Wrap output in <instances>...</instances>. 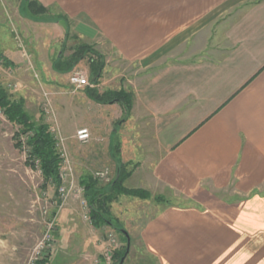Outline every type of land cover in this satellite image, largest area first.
<instances>
[{
    "label": "crops",
    "instance_id": "obj_1",
    "mask_svg": "<svg viewBox=\"0 0 264 264\" xmlns=\"http://www.w3.org/2000/svg\"><path fill=\"white\" fill-rule=\"evenodd\" d=\"M36 1L60 7L80 36L103 43L105 64L89 87L132 93L128 114L117 102L96 101L119 107L123 117L111 131L120 149L114 155L107 144L104 155L85 153L84 169L70 151L78 184L111 153L115 166L137 162L126 188L190 201L156 204L142 226L139 235L158 264H264V0ZM112 55L131 68L116 88L99 89L109 83ZM95 126L82 125L94 139ZM67 205L58 221L75 215L73 201ZM87 227L96 241L88 248L86 235L73 231L75 264L101 257L103 227Z\"/></svg>",
    "mask_w": 264,
    "mask_h": 264
},
{
    "label": "rangeland",
    "instance_id": "obj_2",
    "mask_svg": "<svg viewBox=\"0 0 264 264\" xmlns=\"http://www.w3.org/2000/svg\"><path fill=\"white\" fill-rule=\"evenodd\" d=\"M25 6V0H0V50L14 63L13 67L0 64V85L11 99L23 100L24 109L35 122L45 121L48 125L50 123L52 125L53 117L46 115L44 110L45 106L48 110L51 109L61 135L66 134L63 146L67 155L69 156V152L75 150L78 163L83 169L84 164L89 163L86 162L85 153L89 155L103 153L104 155L107 144H109L115 155L120 145L111 129L113 130L116 122L123 117L118 118L117 116L119 107L97 106V102L88 94L86 95L89 98H84L85 87L75 88L68 80L71 71L80 70L88 76L92 84L87 59L81 60L70 71L57 72L52 68L53 59L62 49L65 56L70 53L72 46L81 41L89 44L94 52L102 55L101 45L103 43L80 36L75 28L77 21L68 17L56 5L46 7L48 13L39 17L28 16ZM63 20L67 22L66 26ZM66 29L68 36L65 34ZM22 53H24L25 62L21 61ZM101 57L105 64V55ZM28 58L31 60L29 61ZM110 61L114 69L112 73L106 71L108 75L104 76L105 79H109V83L99 85V89L106 85L116 88L121 75L124 74V67L131 68V64L125 63V65L117 56H110ZM117 64L121 74H118ZM106 90L108 89L97 91L101 93ZM2 113L0 114V264H36L42 258L49 259L48 264H75L77 247L71 244L73 231H80L86 235L88 248L96 241V237L87 227L92 223L89 219V207L83 195L82 186L83 192L77 193V188L80 186L77 179L80 173L78 170L74 171L70 160L72 177L64 183L69 188V194L66 201L60 204L55 184L54 186L44 184L38 168L26 163L25 142H22L21 149L15 147L14 133L17 132L18 126L8 121ZM92 122L96 124V130L92 132L95 136L98 135L97 138L94 139L90 134L91 137L87 142H79L75 138L74 126L77 124L81 126L78 129L87 128L82 125H89ZM125 132L132 136L133 127H126ZM21 139L23 141L24 137ZM61 147L59 144L58 149ZM110 155L108 163L101 164L103 165L101 170L106 169L109 173L107 177L99 180L104 184L113 179L117 169V165L115 166L113 162L117 156L112 159ZM98 162L99 158L93 159L92 166ZM119 163L124 164L126 170L130 172L132 167L139 164L137 162L123 163V161ZM83 169L81 173L84 172ZM96 170L99 171L98 169L91 171L93 177ZM84 176L86 175L82 173L81 177ZM70 183L73 184L72 187ZM145 191L148 193L146 197L117 193L120 194V198L108 203L109 213L106 215L112 218L116 228L106 224L100 226L103 227L98 234L99 241L102 243L101 257L95 256L92 260L88 258L86 259L88 262L118 264V255L121 251L125 253L126 250L127 240L120 231L124 229L130 240L123 264H158L155 258H152L146 251L139 235L142 226L154 213L156 204L172 202L182 205L190 201L179 195L170 197L168 194H152L150 191ZM155 197H159L158 200ZM71 200L73 201L71 209L75 215L72 214L70 218L67 215L61 216L58 221L59 214L63 208L69 207L67 204ZM51 219L54 220L51 246L37 253V244L41 240L45 226Z\"/></svg>",
    "mask_w": 264,
    "mask_h": 264
},
{
    "label": "trees",
    "instance_id": "obj_3",
    "mask_svg": "<svg viewBox=\"0 0 264 264\" xmlns=\"http://www.w3.org/2000/svg\"><path fill=\"white\" fill-rule=\"evenodd\" d=\"M25 10L27 15L39 17L48 13V8L38 3L36 0H25ZM44 19V18H43ZM66 26L67 22L64 21ZM68 36L67 29L65 31ZM65 44V43H64ZM63 44V45H64ZM63 49L52 61V68L57 72H66L73 69L81 60L87 59L89 67L90 80L96 82L101 76L104 66L102 55L92 50L89 44L77 42L71 47L70 53L63 55ZM0 59L4 66H9V61L0 51ZM86 93L99 103L117 102L123 107L124 113L128 114L132 104V93L123 88L108 89L99 93L97 89L86 86ZM0 109L8 121L18 126L14 133L15 147L21 149L22 142H25L26 163L39 169L43 181L58 184V168L60 157L57 149L56 139L48 130L45 121L35 122L24 109L22 99H11L7 91L0 85ZM21 137H24L23 141ZM37 161V165L36 162ZM129 172L124 164L117 165L116 173L113 179L104 184L95 179L92 175H86L80 180V185L84 189V197L89 207V219L94 227L109 225L115 227L112 218L107 217L109 213L108 203L115 199L117 193L138 195L140 197L148 196L145 190L129 189L123 185L124 180L129 176ZM159 197H155L158 200ZM116 228V227H115ZM124 251L118 255V259ZM49 259H39L36 264H48Z\"/></svg>",
    "mask_w": 264,
    "mask_h": 264
},
{
    "label": "built area",
    "instance_id": "obj_4",
    "mask_svg": "<svg viewBox=\"0 0 264 264\" xmlns=\"http://www.w3.org/2000/svg\"><path fill=\"white\" fill-rule=\"evenodd\" d=\"M1 63H2V60L0 59V64ZM68 80H69V83L71 85H73L75 88H82V87H86V86L91 85L89 80H88V76L80 70L71 71ZM45 108H46V109H44L46 112L45 114L46 115L49 114L50 118L53 117L52 125H51V123L49 125L47 124L48 130L56 139L57 149H58L59 144H61V146H62L61 149H58V153H59V157H60V164H59V168H58L59 183L55 184V186H56L57 198L60 201V204H63L66 201L68 194H69V188L66 187V185L64 183L67 179L72 177V166L70 163L71 161L69 159V156L67 155V152L65 151V148L63 146L65 138L60 133L59 126H58V124L55 120V117H54V113L51 111L50 108H49V110L47 109L46 106H45ZM1 113H2V111L0 109V114ZM90 137H91L90 131L87 128H80V129H77L75 132V138L81 143L87 142L90 139ZM35 163L37 165V161ZM38 171H39V169H38ZM93 174H94L95 178L100 179V178L107 177V175L109 173H108V170L103 169V170L95 171ZM70 186L72 187L73 184L70 183ZM79 192H83L81 185L77 188V193H79ZM83 202L85 203L84 200H83ZM53 229H54V220L51 219L50 222L47 223V225L45 226V231L41 237V240L37 244V248H38L37 253H39L43 249L51 246L50 244L52 243V238H53L52 231H53Z\"/></svg>",
    "mask_w": 264,
    "mask_h": 264
},
{
    "label": "water",
    "instance_id": "obj_5",
    "mask_svg": "<svg viewBox=\"0 0 264 264\" xmlns=\"http://www.w3.org/2000/svg\"><path fill=\"white\" fill-rule=\"evenodd\" d=\"M120 231L123 233V235L126 237V240H127V244H126V250H125V253L121 256V258L119 259L118 261V264H123L124 262V259L128 253V249H129V235L128 233L124 230V229H120Z\"/></svg>",
    "mask_w": 264,
    "mask_h": 264
}]
</instances>
